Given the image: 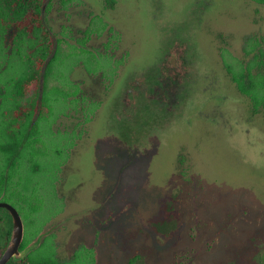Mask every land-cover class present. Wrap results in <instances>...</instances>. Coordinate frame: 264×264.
Returning <instances> with one entry per match:
<instances>
[{"label":"rangeland","instance_id":"obj_1","mask_svg":"<svg viewBox=\"0 0 264 264\" xmlns=\"http://www.w3.org/2000/svg\"><path fill=\"white\" fill-rule=\"evenodd\" d=\"M46 19L61 48L49 114L36 147L11 152L5 198L27 233L65 210L66 195L71 264H261L264 94L253 90L254 112L227 69L238 81L248 74L247 52L264 45V4L52 0ZM23 56H10L5 81L26 73ZM9 99L13 109V86ZM22 199L39 207L32 225ZM63 225L42 232L62 236ZM51 242L33 251L35 264H54Z\"/></svg>","mask_w":264,"mask_h":264},{"label":"trees","instance_id":"obj_2","mask_svg":"<svg viewBox=\"0 0 264 264\" xmlns=\"http://www.w3.org/2000/svg\"><path fill=\"white\" fill-rule=\"evenodd\" d=\"M108 4H115L116 0H106ZM257 3H264V0H253ZM52 0H0L1 22H9L11 26L15 27L16 33L12 36V42L18 52L22 55V47L30 49L24 58L27 65V71L17 79L13 80L14 104L12 110L11 129L16 125L29 124V119L35 111L41 112V117L46 118L48 107L45 104V91L48 86L49 76L52 74V66L60 55V40H55L52 32L47 27L46 14L50 10ZM4 36L0 34V44ZM253 56L252 62L249 64L248 74H241V79L238 81L232 75V69H227L231 81L236 84V87L243 95L249 97L254 102V112L257 110V95L253 90L259 88V93L264 94V47H254V49L247 52ZM252 65V66H251ZM252 67V68H250ZM259 77L258 82L251 83L250 76ZM42 79V83H41ZM41 88V90H40ZM40 92H42V100L39 102ZM41 106V108H40ZM27 130V128H26ZM24 131L22 130L21 133ZM33 134V133H32ZM12 135V134H11ZM14 136V135H13ZM12 140H17L15 137ZM31 138V137H30ZM11 152L17 150L13 146ZM167 212L171 213V210ZM165 219V216H164ZM12 226L6 229L10 232ZM6 245L2 248V251ZM9 264H35L31 261V257L25 261Z\"/></svg>","mask_w":264,"mask_h":264},{"label":"flooded vegetation","instance_id":"obj_3","mask_svg":"<svg viewBox=\"0 0 264 264\" xmlns=\"http://www.w3.org/2000/svg\"><path fill=\"white\" fill-rule=\"evenodd\" d=\"M260 4H264V3H260ZM1 33H3L4 38L2 40V43L0 44V86L3 87L4 92L2 94H0V99H2V101L0 103V113L2 111L3 124L7 123L9 125V128L11 129V121H12L11 116L14 114V110H12L11 107L8 105V101L10 100L9 97H10L11 88L13 86L12 85L13 81H11V80L5 81L3 78H4L5 72L7 71L9 64H10V56H12L13 53L17 50V48H15L13 43L12 44L10 43L11 34H15L16 30H15V27L11 26L9 22H6V21L1 22V10H0V34ZM259 47H264V45L260 44ZM26 48H27L26 46L22 47L21 54L23 52L24 56L23 55H21V56H23V59L25 58V56L28 52H31L30 49H26ZM10 49L12 52H9ZM41 83H42V79H41ZM40 90H41V88H40ZM41 100H42V92H40L39 102H41ZM6 104H7V106H6ZM40 108H41V106H40ZM48 114H49V112H47L46 118H47ZM41 116L42 115H41V112L39 110L35 111L34 114L31 115V117L29 119V124L27 126L16 125L14 128V129H16V132H15L16 135H14L13 138L17 137L18 138L17 140H11L12 135H10V133H9V131H10L9 128L4 127V129H2L3 134H2V138L0 139V174H1L0 179H3V183L0 182V184L2 185V187H0V203H8L5 198H8V196H9L7 194V191H6V187H7L8 179L10 178V175H9V168H10V163H11V150L10 149L12 148V146L14 149L17 147V150H15V152H16L15 154H17L19 152L21 153L23 151V149L28 146V144L26 145V141L34 142V145H35L34 147H36V144L38 142L37 140L39 138H42L41 124H42L43 120L46 119V118L42 119ZM26 127H27V130L25 131L24 128H26ZM8 129H9V131H8ZM22 130H24L23 133H21ZM9 135H10V137H9ZM30 146H32V145H30ZM57 197H62V194L57 195ZM22 200H23V202H22ZM22 200H21L22 206H24L26 208L28 206L27 212L29 213V217H28L27 221L29 222V224L32 225L34 223L33 216H35V214L39 212V207H34V205H32V206L29 205L28 202L26 201V199H22ZM61 202L67 203L66 209L63 210L62 207H64V205L63 204L60 205L58 210L54 211V214L50 218V220L47 221L44 224V226L42 227V229H40L39 231H31V232L27 233V227L25 225V220L23 219L24 217H22L21 213H19L22 217V220L24 222V227H25L24 240L20 246L21 251H23L33 241H35L39 237V235L42 233V230L44 228H46L49 225L61 222L64 224L61 229H64L66 227H68V228L70 227V231L68 230L67 234L63 233L62 236L57 235L58 234L57 232L47 235L46 237H44L42 239L39 247L42 246L47 241V239L51 238V241H52L51 245H52L53 250H54V256H53L54 264H71V262L74 259V253H72V250L70 248V244H67V242L65 240L66 238L64 236L68 237L69 235H71L72 231H74L73 230L74 226H72V224L74 223L73 219L75 217V214H74V211L71 209V198L70 197H66V195H65L61 199ZM8 204H10V203H8ZM30 221H31V223H30ZM11 226H12L11 231L7 232L6 229L10 228ZM13 226H14V220H13V216H12L11 212L5 207H0V258L4 254V252L6 251L8 245L11 241ZM62 243L68 247V253H67L66 258H63L61 255H59V249L58 248L60 246H62ZM5 245H6V247L2 251V248ZM32 253H33V251L27 257H25L23 260H17V261L18 262L25 261L27 258L31 257ZM14 260L15 259H11L7 264L11 263V261L13 263H16ZM31 261H33V260L31 259Z\"/></svg>","mask_w":264,"mask_h":264},{"label":"water","instance_id":"obj_4","mask_svg":"<svg viewBox=\"0 0 264 264\" xmlns=\"http://www.w3.org/2000/svg\"><path fill=\"white\" fill-rule=\"evenodd\" d=\"M0 207L7 208L11 212L14 220L11 241L6 251L0 258V264H7L11 259L23 260L32 251L36 250L39 247L42 239L49 235L52 232V229L43 231L35 241H33L27 248L21 251L20 246L24 240L25 235V227L22 217L19 214L18 210L11 204L0 203ZM261 264H264V252L261 257Z\"/></svg>","mask_w":264,"mask_h":264}]
</instances>
